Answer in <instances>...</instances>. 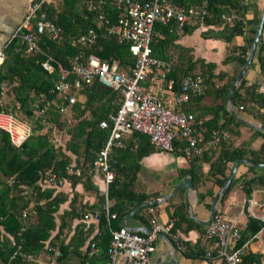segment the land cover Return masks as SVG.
Wrapping results in <instances>:
<instances>
[{"label": "trees", "instance_id": "1", "mask_svg": "<svg viewBox=\"0 0 264 264\" xmlns=\"http://www.w3.org/2000/svg\"><path fill=\"white\" fill-rule=\"evenodd\" d=\"M102 1L106 3L102 7L104 14L114 21L116 10L109 6L110 0ZM173 1L184 7L198 6L202 1H206L209 15L202 20L206 29L200 30L202 37L206 39L215 38L229 43L236 36L243 34L247 23H252L256 27L259 23V14L251 20H246V12L251 7L248 0ZM88 3V0H63L62 7L56 11L51 4L44 2L36 16L30 20V25L35 27L39 20H43L44 15L45 21L54 22L60 27L59 38L55 39L47 33L41 34L37 41V49L27 52L25 42L20 37H14L3 50L5 58L0 64V111L10 113L28 125L30 135L17 147L10 142L8 133L0 129V264H34L26 261L21 254H39L45 248V243L54 230L57 229L59 234L64 228H70L68 220L76 216L75 209H70L69 212L64 211L57 216L56 212L66 194L57 192L54 187L43 186V173L51 170L58 177L69 180L72 187L80 182L83 175L68 176L64 167L71 161L77 166L86 168L90 166L97 152L103 147L109 132L108 129H101L99 122L105 119L108 113H114L121 103L120 93L102 86L98 81H93L84 83L82 88L74 93L76 100L68 106L66 114L60 113L57 109V105H64V102L53 91L54 82L62 70L71 68L75 58L85 60L92 54L103 62H116L119 71H124L134 64L135 59L128 51V43L114 37L100 35L94 45L86 47L76 43L77 37L90 28H96V12L88 10ZM231 13L237 15L233 23L220 19L222 14ZM197 28L199 23L187 24L180 35L191 34ZM154 32L155 35L150 43L151 55L170 64L171 68L166 81L173 82L172 91L178 93L181 77L186 75L199 74L206 85L202 93L190 95L188 101L181 104L179 108L191 113L196 121L204 115H211L210 119H201L200 124L196 123L197 129L206 124L210 131L218 128L228 129L231 139L232 136H238L239 132L236 128L241 126V123L235 120L226 109V98L247 58L256 29L251 31V36L242 46H232L220 62L224 66L235 63L230 75L223 70L216 71V63L205 62L202 58L196 57L191 47L178 44L179 35L172 23L156 24ZM47 59H50L53 67L50 72L42 65ZM255 59L264 81V26L257 44ZM67 79L72 80L73 74L69 73ZM148 84V81L144 83L145 86ZM205 99L208 100L206 104L196 105V102L205 101ZM232 102L235 112L241 107L239 110L264 124L262 117L264 114L261 113L264 112L262 111L264 110V91L259 90L257 84H247L242 78L234 91ZM46 103L47 105L43 107ZM220 121L222 122L219 123ZM46 123L50 124L47 129ZM50 128L68 136L62 146L52 143L49 135L52 130ZM252 133L262 135L264 139L263 130H255ZM133 134L136 141L149 143L148 137L144 134L138 132ZM230 141L220 143L210 150L211 152L219 149L216 160L211 164L212 174L219 176L214 179V183L219 187L227 178V162L234 163L235 160L248 156L254 162L264 163V141L259 149L249 153L243 147H231ZM184 144L183 139H176L173 153L182 154ZM128 148L127 143L126 148H114L110 154V167L114 168V179L107 190V198L110 202L108 214L104 209L103 195L97 196L96 203L90 207L99 212V218L96 221L99 234L90 238L87 246L89 247V244L93 242L101 258L105 257L108 250L110 229H118L121 219L133 207L156 197L155 194L148 195L134 188L135 169L130 171V174L127 171L121 180L124 169L119 168L118 162H124V156H128ZM208 153L209 151L191 161L190 168L184 170L183 174L195 177L201 169L197 161ZM141 154L140 150L136 149L133 161ZM73 156L75 159L72 158ZM248 170L252 173L251 176L242 174L233 177L219 203L223 202L232 185L236 183L240 185L246 196H250L252 190L256 188L264 189V173H256L258 170H263L252 166ZM88 178L87 175L82 184L84 188L92 190L95 187L89 183ZM199 197L203 199L201 194ZM155 205L141 208L133 214V217L146 224L147 214H144V211L152 217L149 209ZM80 207L84 208L82 205ZM181 207L184 208L183 205ZM23 211L28 213L27 218H22ZM111 214H115L114 219H110ZM172 214L178 218V222L174 224V227H177L183 215L175 211ZM56 216L60 222L58 226ZM64 218H67V221ZM171 230L174 231V228ZM259 230L260 222L249 217L238 245ZM90 233L76 227L68 242L60 246L62 260L66 261V255L70 252L79 253V248L86 242ZM86 251L88 253L87 248L83 262L88 260ZM91 260L94 261V258H89L90 262ZM261 261L262 255L247 252L242 256L239 264H260Z\"/></svg>", "mask_w": 264, "mask_h": 264}, {"label": "built area", "instance_id": "2", "mask_svg": "<svg viewBox=\"0 0 264 264\" xmlns=\"http://www.w3.org/2000/svg\"><path fill=\"white\" fill-rule=\"evenodd\" d=\"M87 1V0H84ZM44 2L50 0H35L30 5L25 20L15 32L25 42L26 51L37 49V41L41 34L47 33L57 39L60 36V27L51 21L39 20L35 27L30 25V20ZM88 10L96 12V28H90L75 39L82 47L94 45L100 35L111 36L119 41L128 43V51L134 57L132 67L119 71L116 62H103L95 55H89L85 60L75 58L69 70H62L53 85V91L64 102L57 105L61 113L68 112V106L76 100L77 93L84 83L98 81L102 86L117 91L121 95V103L114 113H108L106 118L99 122L101 129H108V136L103 147L97 152L90 166L81 169L68 164L64 171L68 176L101 175L104 183V209L108 214L110 202L107 198L109 184L113 182L114 171L110 167V154L114 148L123 147L126 135L134 132L144 134L149 142L158 151L173 152L176 139H183V158L187 162L201 157L205 152L226 143L231 139V133L226 128H218L204 133L202 127L197 129L195 117L181 109H169L161 99L147 90L144 83H158L159 87L172 90V81H166L170 72V64L151 55L150 43L155 35L154 25L175 26L177 35L190 23H199V29H206L202 23L205 16L209 15L206 1L198 6L184 7L173 0H110L109 6L117 12L112 21L104 14V1L88 0ZM220 19L233 23L237 19L235 13L222 14ZM14 37V36H13ZM5 58L4 51H0V64ZM43 67L49 72L53 70L50 59L43 62ZM73 74V79L68 80V74ZM206 89L201 75H186L179 82V91L174 95V106H180L188 101L190 95H197ZM47 105L44 104L43 107ZM241 109V107H239ZM42 112V110H41ZM0 129L7 132L10 142L20 146L30 135V128L19 121L10 113L0 111ZM10 182V181H8ZM66 180L58 177L51 170L43 173L42 184L48 187L61 188ZM247 217H252L260 222V230L264 232V202L254 204L252 200L245 202ZM257 205V206H256ZM257 209V211L255 210ZM149 212L153 213L152 208ZM28 213L23 211L22 218H27ZM98 220L99 212L91 211L83 215L85 220ZM115 214L110 215L114 219ZM152 232L150 234L129 231L119 227L110 229V242L107 250V260L102 264H149V254L154 249L155 233H167L169 227L159 225L155 218H151ZM257 232V233H258ZM256 233V234H257ZM254 234V235H256ZM204 239L211 241V247L205 252L207 260L221 261L223 264H239L247 251L246 239L238 245L241 239V230L237 217L230 218L216 212L212 221L205 227ZM252 238V237H251ZM250 238V239H251ZM59 240L52 243L48 241L45 248L37 255L21 254L22 257L34 264H64ZM93 242L89 244L88 255L96 252ZM82 264H97L86 261Z\"/></svg>", "mask_w": 264, "mask_h": 264}, {"label": "crops", "instance_id": "3", "mask_svg": "<svg viewBox=\"0 0 264 264\" xmlns=\"http://www.w3.org/2000/svg\"><path fill=\"white\" fill-rule=\"evenodd\" d=\"M34 1L35 0H0V51L4 50L5 46L11 41L12 38L20 37L15 36V32L17 31L19 25H21L25 20V17L29 12L30 5ZM248 2L251 7L246 12V20H251L257 14H259L260 18L263 8V0H248ZM49 4H51V6L56 9V11H58L63 5V0H50ZM256 28L257 27L252 23H247L244 26L243 34L241 36H236L229 43L215 38L206 39L202 37L200 33L201 29L197 28L191 34L179 35L177 42L184 47H191L192 53L196 57L202 58L205 62L216 63V71L223 70L226 71V73L228 72L227 74L230 75V73L233 71V65H235V63H228L226 66H224L221 65L220 62L228 54L229 49L232 46H242L245 40L251 36V31L255 30ZM207 53L208 56L213 59H207L205 57V54ZM242 78H244L247 84L255 83L257 84L259 90L264 91V81L262 75L260 74V69L258 63L256 62L255 55L252 60V64H250L248 70L244 73ZM225 80L226 78L223 80V82ZM144 87L150 92L156 94L161 99V101L167 107H169V109L176 110L179 108L178 106H174L173 98L176 93H174L172 90H168L166 87L160 88L158 83H150L148 86ZM153 88L155 91H153ZM207 102V99H205V101L201 100L196 102V105L202 106ZM226 109H228L227 98ZM261 113L264 114V112ZM236 115L244 122L254 125L262 124L259 121L252 119L242 110L237 109ZM262 117L264 118V115ZM210 118L211 115H204L200 117L198 121H202L201 119L206 120ZM221 122L222 121L219 123ZM201 127L204 130V133H208L210 131L207 129L206 124L202 125ZM236 129L239 132V135L232 136L230 141L231 147H243L247 153L252 150L259 149L264 139L262 135H253L252 132L256 129L243 123H241V126ZM52 143L55 142L53 141ZM127 143L129 145L128 156H124V162H118L119 168L125 170V172L123 170L121 180L123 179L124 175H126L125 173L127 171L128 174H130V171L135 169L136 178L134 188L139 192H143L148 195H156V197H152L148 200L161 199V197L170 193L185 177L191 179L194 188L193 191L189 190L188 192H186L185 188H181L168 200L154 203L156 205L152 208L154 210L152 217H150L148 213H145L144 211V214H147L146 224H143L138 218L133 217V214L126 219L125 224L131 227H148L152 229V225L150 223L151 218H155L159 225L169 227L170 230L167 233L161 234L171 241V244L174 245V248L171 247V244L163 237H156L154 249L149 254V264H173L172 261H175V264H223L221 261L207 260L204 257L205 252L211 247V241L204 239L203 233L207 225H203L201 223L208 219L213 198L222 187H219L214 183V179L219 176L213 175L214 173L212 174L211 168V164L218 156L219 149H215L211 152L209 151L207 156L197 161V165L200 166L201 169L195 174L194 177L190 174H183L184 170L190 168V162H187L183 158L182 154L176 155L173 152L158 151L150 142L149 143L152 147L145 141H136L133 133L125 136L123 140L124 145L120 148H126ZM59 145L62 146L61 143H59ZM136 149H139L142 154L139 155L135 161H133ZM144 150H146V152H144ZM147 150L150 151L147 152ZM74 157L75 156L72 158L75 159ZM249 158L250 157L247 156V158L241 159L250 160ZM79 160L81 161V158ZM70 164L75 165V162L71 161ZM226 165L228 168L226 171V176H228L233 163L227 162ZM77 167L86 169L85 166ZM249 167L250 166L246 164H239L234 177L242 174L251 176L252 173L248 170ZM111 169L113 170L114 168L111 167ZM85 175L86 174L83 172L82 180L76 183L74 187L71 186L69 180H66L63 187L56 188L57 192H60L63 195L66 194L64 201L59 205V208L56 212L57 216L61 215L64 211L69 212L70 209H75L74 211L76 216H73L68 220L70 225L69 229L64 228L59 234L57 229L54 230L48 241L52 243L54 240H59L58 242L60 243V246H62L63 243H67L71 238L76 227L83 228V230H87L88 233L91 232L86 242L79 248V253L76 251L68 253V255H66V261L62 260L64 264L84 263L83 261L85 259L83 260V257L85 255L86 248L88 250L87 245L90 238H92L95 234H99L96 220L90 219V217L89 220H85L83 215L93 211L90 209V207L96 203L97 196L103 195L104 197V183L101 175H88L89 183L94 185L96 189H86L82 184L85 177H87V175ZM200 194L203 196V199H200ZM248 200H252L254 204L263 203L264 189L256 188L252 190L250 196H246L240 185L236 183V187L228 192L222 203H219V200L216 207V212H219L226 217H237L241 235L246 228L249 218L247 217V205L245 204V202ZM112 202L113 201H111V203ZM186 202L188 203V206H186ZM81 205L84 207L83 209L80 207ZM181 205H183L184 208H182ZM255 210L257 211V209ZM174 211L183 215L182 219H179L181 223L177 227H174V224L178 222V218L172 214ZM57 216L55 219L58 226L60 225V222ZM64 220L67 221V218H64ZM171 228H174V231H172ZM247 239H249L247 240V251L262 255V261L260 264H264V232H258L256 235L250 236ZM179 243L183 244L180 245ZM98 253L99 251L97 249L95 254L92 256H89L87 253V261H89V258H94V261L91 260L93 263H104L105 260H107V253L104 258H101L100 253Z\"/></svg>", "mask_w": 264, "mask_h": 264}, {"label": "water", "instance_id": "4", "mask_svg": "<svg viewBox=\"0 0 264 264\" xmlns=\"http://www.w3.org/2000/svg\"><path fill=\"white\" fill-rule=\"evenodd\" d=\"M263 26H264V0H263V8H262L261 15H260V18H259V23L257 25L255 35H254L252 43L250 45V48H249V51H248V54H247V58H246L244 64L242 65V67L240 68L237 76L235 77V80L233 81V83H232V85L230 87L228 96H227V107H228L229 113L235 118V120H238L241 123L246 124V125L254 128V129H256V130H264V124H255L254 125V124H250V123H247V122H244V121L240 120L238 118V116L236 115L234 104L232 102V98H233V94H234V91H235V88H236L237 84L239 83V81L243 77L244 73L248 70L250 64L252 63V60H253L255 52H256V47H257L260 35L262 34ZM239 164H246V165H249V166H252V167H255V168L264 169V163L254 162V161L248 160V159H237L233 163V165H232V167L230 169V172H229V174L227 176V179L225 180L224 184L222 185V187L219 189L218 193L213 198V201H212V204H211L210 210H209V217H208V219L206 221L201 222L203 225H208L212 221V219H213V217H214V215H215V213L217 211V209H216L217 203L220 200L221 196L226 192L229 184L231 183V181H232V179H233V177L235 175L236 169H237ZM181 188H185L186 192H188L189 190L193 191L194 188H193L191 179L187 178V177L183 178V180L170 193H168L167 195L161 197V199L147 200V201L141 202L137 206L133 207L122 218L119 226L121 228L127 229L129 231L150 234L152 232L151 228L128 226V225L125 224L126 219L129 216H131L132 214H134L135 212H137L138 210H140L141 208H143V207H147L150 204L159 203L161 201L168 200L173 195H175L178 192V190L181 189ZM186 206H188L187 202H186ZM155 236L158 237V238L163 237L165 240H167L171 244V241H169L163 234L155 233ZM171 247L174 248V245L171 244ZM172 263L175 264V261H172Z\"/></svg>", "mask_w": 264, "mask_h": 264}, {"label": "rangeland", "instance_id": "5", "mask_svg": "<svg viewBox=\"0 0 264 264\" xmlns=\"http://www.w3.org/2000/svg\"><path fill=\"white\" fill-rule=\"evenodd\" d=\"M218 40H219V39H218ZM205 57H206L207 59H213V58H210V57L208 56V53L205 54ZM153 91H155L154 88H153ZM48 127H50V124L46 123V129H47ZM50 129H52V128H50ZM43 131H45V129H43ZM49 135H50V139L52 140V142L54 141L55 144H57L58 146H60L59 143H61V145H62V143L65 141V139L67 140V138H68V137L66 136L65 133L57 132V130H55V129H52V130L50 131ZM262 170H263V171H259V170H258V172L256 171V173H259V172L264 173V169H262ZM235 187H236V184H233L232 187H231V190H233Z\"/></svg>", "mask_w": 264, "mask_h": 264}]
</instances>
